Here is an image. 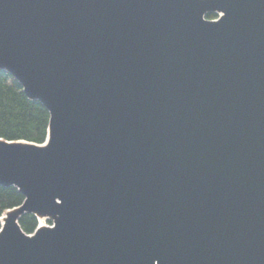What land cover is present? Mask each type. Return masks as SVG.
Here are the masks:
<instances>
[{
    "label": "water",
    "instance_id": "95a60500",
    "mask_svg": "<svg viewBox=\"0 0 264 264\" xmlns=\"http://www.w3.org/2000/svg\"><path fill=\"white\" fill-rule=\"evenodd\" d=\"M0 70L50 113L0 264H264V0H0Z\"/></svg>",
    "mask_w": 264,
    "mask_h": 264
},
{
    "label": "trees",
    "instance_id": "16d2710c",
    "mask_svg": "<svg viewBox=\"0 0 264 264\" xmlns=\"http://www.w3.org/2000/svg\"><path fill=\"white\" fill-rule=\"evenodd\" d=\"M207 19L217 18L208 14ZM50 113L40 101L30 100L20 83L8 72L0 70V138L6 141H27L42 145L48 137ZM24 195L14 186H0V230L1 218L7 210L21 206ZM21 229L28 235L38 227L35 215L21 218Z\"/></svg>",
    "mask_w": 264,
    "mask_h": 264
},
{
    "label": "rangeland",
    "instance_id": "374dc122",
    "mask_svg": "<svg viewBox=\"0 0 264 264\" xmlns=\"http://www.w3.org/2000/svg\"><path fill=\"white\" fill-rule=\"evenodd\" d=\"M42 222L44 226H52V224H50L47 219H44Z\"/></svg>",
    "mask_w": 264,
    "mask_h": 264
},
{
    "label": "bare ground",
    "instance_id": "6f19581e",
    "mask_svg": "<svg viewBox=\"0 0 264 264\" xmlns=\"http://www.w3.org/2000/svg\"><path fill=\"white\" fill-rule=\"evenodd\" d=\"M2 221H3V223L5 222V216H3ZM42 223H43V222H42Z\"/></svg>",
    "mask_w": 264,
    "mask_h": 264
}]
</instances>
